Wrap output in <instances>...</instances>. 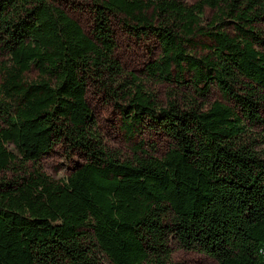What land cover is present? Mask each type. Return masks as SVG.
Segmentation results:
<instances>
[{
    "label": "trees",
    "instance_id": "1",
    "mask_svg": "<svg viewBox=\"0 0 264 264\" xmlns=\"http://www.w3.org/2000/svg\"><path fill=\"white\" fill-rule=\"evenodd\" d=\"M92 2L90 37L56 0H0V264H174L173 246L264 264V0ZM114 28L155 41L147 76L192 94L159 107L115 58ZM92 85L167 152H107ZM213 88L232 106L199 104ZM59 144L86 161L55 180L36 165Z\"/></svg>",
    "mask_w": 264,
    "mask_h": 264
},
{
    "label": "rangeland",
    "instance_id": "2",
    "mask_svg": "<svg viewBox=\"0 0 264 264\" xmlns=\"http://www.w3.org/2000/svg\"><path fill=\"white\" fill-rule=\"evenodd\" d=\"M193 3L196 0H187ZM92 0H56V4L64 10L67 15L76 20L85 34L93 37L94 17ZM264 30V24L261 25ZM116 48L115 58L120 62L125 72H134L138 78L137 83H141L146 93L151 94L159 107H166L173 101V93L191 95L188 90L177 91L175 85L168 82L158 83L153 78L147 76L145 67L160 56V49L155 41L146 38H136L128 35L120 28H114ZM206 38L195 40V50L200 51L199 46L208 44ZM3 60V58H2ZM176 73L175 70L172 72ZM186 79L187 73H184ZM30 78L35 77L32 72ZM181 97V96H179ZM178 97V99H179ZM176 98V97H174ZM87 102L92 110L95 119V129L102 142L104 149L116 156L120 161L131 160L135 153L147 151L157 158H161L168 150V139L159 131L147 127L143 124L140 130H130L128 122L123 121L120 104L123 102L115 98H108L105 93H101L96 85H92L86 95ZM181 101V100H180ZM214 101H221L231 105L230 99L225 97L220 90L213 88L204 101L199 104L209 105ZM205 106V107H207ZM264 119V108L262 110ZM13 150V147H9ZM86 161L83 154L73 153L63 145H55L44 154L38 161L36 167L52 179L60 180L70 176L76 167ZM28 170L32 169L31 163H27ZM19 174L18 169L5 173V178L10 179ZM172 261L174 264H217L215 260L197 251L182 250L173 246Z\"/></svg>",
    "mask_w": 264,
    "mask_h": 264
}]
</instances>
